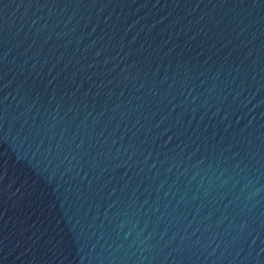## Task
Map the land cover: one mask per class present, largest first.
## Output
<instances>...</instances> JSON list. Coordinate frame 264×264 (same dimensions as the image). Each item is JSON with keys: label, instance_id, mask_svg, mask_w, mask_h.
<instances>
[{"label": "water", "instance_id": "1", "mask_svg": "<svg viewBox=\"0 0 264 264\" xmlns=\"http://www.w3.org/2000/svg\"><path fill=\"white\" fill-rule=\"evenodd\" d=\"M0 264H264V0H0Z\"/></svg>", "mask_w": 264, "mask_h": 264}]
</instances>
